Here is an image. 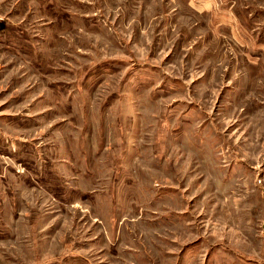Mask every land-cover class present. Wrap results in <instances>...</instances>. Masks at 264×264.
Masks as SVG:
<instances>
[{"label":"rangeland","instance_id":"rangeland-1","mask_svg":"<svg viewBox=\"0 0 264 264\" xmlns=\"http://www.w3.org/2000/svg\"><path fill=\"white\" fill-rule=\"evenodd\" d=\"M0 264H264V0H0Z\"/></svg>","mask_w":264,"mask_h":264}]
</instances>
